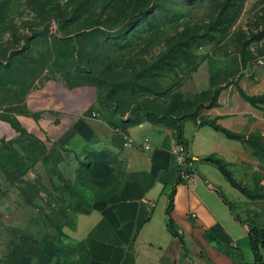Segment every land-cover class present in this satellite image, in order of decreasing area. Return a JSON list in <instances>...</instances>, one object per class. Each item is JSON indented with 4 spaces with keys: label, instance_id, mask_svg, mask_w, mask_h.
<instances>
[{
    "label": "rangeland",
    "instance_id": "obj_1",
    "mask_svg": "<svg viewBox=\"0 0 264 264\" xmlns=\"http://www.w3.org/2000/svg\"><path fill=\"white\" fill-rule=\"evenodd\" d=\"M146 1L0 0V120L19 127L18 116H38L27 108L33 92L63 90L75 111L89 100L125 119L174 126L207 111L240 66H264V0H154L135 28L109 36ZM232 172L264 194L259 149ZM0 177L20 198L16 253L36 254L35 264H85L70 237L75 205L87 204L95 186L82 178L54 183L45 173L2 170ZM227 197L245 226L264 236V199ZM238 245L241 251H224L225 264H252L248 239ZM260 253L264 262V248Z\"/></svg>",
    "mask_w": 264,
    "mask_h": 264
},
{
    "label": "crops",
    "instance_id": "obj_2",
    "mask_svg": "<svg viewBox=\"0 0 264 264\" xmlns=\"http://www.w3.org/2000/svg\"><path fill=\"white\" fill-rule=\"evenodd\" d=\"M29 97L27 108L37 117L18 116L16 128L0 120V172L25 178L45 173L54 183L92 181L88 203L75 205L70 237L73 254L85 264H225L224 251L240 249L244 237L249 242L246 226L228 205L227 196L240 193L205 159L235 167L246 160L250 137L264 142V102L246 99H264V66H240L213 107L182 122L180 141L194 161L191 182L178 179L171 151L179 142L164 124L125 123V117L96 109L89 100L75 111L66 107L63 90ZM19 200L17 188L0 177V264L36 263L33 255L15 251ZM170 218L178 237L169 230Z\"/></svg>",
    "mask_w": 264,
    "mask_h": 264
},
{
    "label": "trees",
    "instance_id": "obj_3",
    "mask_svg": "<svg viewBox=\"0 0 264 264\" xmlns=\"http://www.w3.org/2000/svg\"><path fill=\"white\" fill-rule=\"evenodd\" d=\"M153 1L154 0H147L146 2L138 5L136 7V9L133 11V13L129 17H127V19L125 21H123L121 23V25H120L121 28L117 29L118 27H115L113 29L114 30L113 33H111L109 36L117 34L120 37H122V35H121L122 32L121 31L123 29H125L126 27H129L131 29L135 28L133 25L134 24L136 25V22H138V20H139V18L141 16L148 15V14H150L152 12V10L155 7V4H153ZM132 21H134V22L130 23ZM130 24H132V25H130ZM97 31H98V29L95 30L94 32H97ZM99 34L100 35L101 34L105 35V32H101ZM96 38H97L96 39V44L98 45V38H100V37H96ZM168 66H171V64H169ZM246 99L249 100L251 103L264 102V99H262V98H248V97H246ZM215 104H216V100L212 104L211 107H213ZM183 120H184V118L180 119L179 124H177V125L175 124L174 126L170 125V124H166L164 121H150V120H146V121H149V122H152V123L164 124L165 126L171 128L174 131L176 139L178 140L179 143H181L180 138H181V128H182ZM135 121H138V120H135V119H125L124 120L125 123H132V122H135ZM202 123L212 126L214 129L222 132L226 137H228L230 139H241L240 136L232 134L229 131H226V130L216 126L213 122H208V121L202 120ZM263 143H264L263 140L261 138H259V137H250L246 141V146H247L249 151L253 152V150H258L259 149V152L264 154V144ZM205 161H207V162L211 163L212 165H214L217 168V170L224 176V178L229 183V185L233 189L237 190L243 197H245V198H247L249 200L264 199V194H261V193H258V192L253 193L247 187L243 186L241 183H239L238 181L235 180V178L233 176L232 166L231 165H229V164H227V163H225V162H223V161H221L219 159H216L214 157H208V158L205 159ZM90 183H92V181H90ZM171 205L172 204H170L168 212L171 209ZM228 205L230 206L231 212H232V214H234L235 219L238 220V221H241V223L244 224L242 222V220L240 219V217L234 213V210L232 208V204L228 203ZM169 230L174 236H176V237L179 236L177 230L173 226V221H172L171 218L169 220ZM247 231H248L250 249H251L252 256H253L252 264H264L262 255L260 253V249L264 248V236L262 235V233H259L255 229L247 228ZM236 249H238V248H236ZM19 254H21V253H19ZM27 254L33 255L36 259L38 258V256L36 254H32V253H27Z\"/></svg>",
    "mask_w": 264,
    "mask_h": 264
},
{
    "label": "built area",
    "instance_id": "obj_4",
    "mask_svg": "<svg viewBox=\"0 0 264 264\" xmlns=\"http://www.w3.org/2000/svg\"><path fill=\"white\" fill-rule=\"evenodd\" d=\"M124 146L130 145V141L126 138L123 143ZM145 149L148 148L147 144H144ZM172 156L175 162V169L178 173V179L180 182H191L194 177V161L188 156V151L183 143H175L172 148Z\"/></svg>",
    "mask_w": 264,
    "mask_h": 264
}]
</instances>
